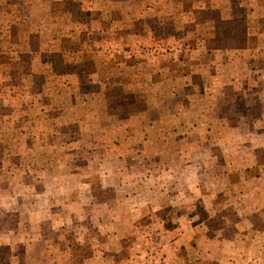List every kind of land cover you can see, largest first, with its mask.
Instances as JSON below:
<instances>
[{
  "label": "rangeland",
  "instance_id": "rangeland-1",
  "mask_svg": "<svg viewBox=\"0 0 264 264\" xmlns=\"http://www.w3.org/2000/svg\"><path fill=\"white\" fill-rule=\"evenodd\" d=\"M120 1L0 0V264H264V83L220 82L226 128L169 110L216 120L190 57L244 49V28L264 57V0L255 17L253 1ZM165 65L171 97L153 99Z\"/></svg>",
  "mask_w": 264,
  "mask_h": 264
},
{
  "label": "crops",
  "instance_id": "crops-1",
  "mask_svg": "<svg viewBox=\"0 0 264 264\" xmlns=\"http://www.w3.org/2000/svg\"><path fill=\"white\" fill-rule=\"evenodd\" d=\"M122 1L123 0L120 1L119 5H117V9H121ZM215 1H217V0H215ZM226 1L227 2L232 1L235 3L239 2V4L242 3V5L245 4V9H247L251 5V3H252L251 1H253L252 8H249V11H247L249 14H247V15L254 16V17L258 15L257 9H259L261 11V9L263 8V5H260L259 8L256 7L258 4L257 2L260 0H226ZM231 5H232L231 7L233 10H235V8L238 6L237 4H235V6H233V3ZM263 10H264V8H263ZM95 29L98 32L102 33L103 35H105L106 32L108 33L111 31L110 30L111 28H91V31L95 32ZM116 30H117V32H115L116 41L115 42H107V43H105V45H103V48L105 50H106V47H107V49H109L108 52H110L112 49H115V50L121 49L120 47H122V44H118L119 39H120L118 33L122 34L123 28H115V31ZM199 31L201 32V30H199ZM199 43L200 44L198 45L197 49H202V47H203L202 42L199 41ZM235 47H236L235 49H233V48H217V49H215V50H217V52L215 51L216 52L215 55L218 58L216 59V57L215 58L212 57V61L210 64L207 62L203 63L202 60H199V63H197L198 58H200V57H196L195 55L190 57V58H194L195 61L194 60L189 61V63L195 64L197 66L196 73H200L202 75V79H207V76L209 74L211 76V78L214 80V82L211 84L212 89L210 92L207 90L210 85L208 86L206 84V86L204 88L205 91L203 93H201L202 91L199 93H196V95L198 96L200 94L201 95L205 94V96L208 98L209 97L215 98L214 99L215 105L211 109V113L213 115H214V113L216 114V118H215L216 120L214 121L212 118L209 119L208 113L203 112L205 110L204 108L202 110H199V109H197L198 107H193L192 104L188 103L187 108H185L186 106H182V107H178L179 110H177V107L175 106V107L169 109V110H174V112L177 111L178 113H180V116L178 118L177 117L174 118V121L179 122L178 125H180L182 127H186V125H191L195 129H202V126H205L206 129H209V126L212 128H220L222 124L225 125L224 126L225 128L229 127L230 124L227 120H225L224 118L220 119L221 105H223V102H221V100H222V98L227 97V95H226L227 90H225V85L220 84V82L224 79H227L228 83L230 84V83H235L236 81H238V79H241L242 83L244 84L243 88H245L244 92H245L247 97L250 96V93L247 92L250 90L249 87L251 85L255 86L256 85L255 83H257V80L259 82H261L263 85V83H264V57L261 56L263 54L262 50L258 49V48L241 49V48H238L237 46H235ZM233 50H235L237 52V54L228 56V60H226V59L221 60V58L219 59V56L221 54L220 51H226L227 54H229L231 52L234 53ZM73 52H75V51H73ZM78 52L81 54V56L89 55V53H90L84 47V44L81 47V50H78ZM198 53L199 52H196L195 54L198 55ZM234 56H237V58H235L232 61ZM96 57H97L96 54L93 55V58H96ZM257 57H259V58H257ZM231 62L232 63L236 62L238 64H241L242 69L239 72H237L236 67H234V69L232 70L231 66H230ZM209 65H211L212 70L207 69V67H209ZM166 68L167 67L165 65V66H163V68H157V70H155L154 73H151L150 80L152 81L154 79L152 82L153 85H151V88H150L151 90L154 91L153 94L155 93V96L153 95V99H156L158 94L162 98L164 95H169L171 97V91H170V89H167L166 84L172 81V77L171 76H169V77L167 76L168 78L164 77L165 74L168 75L167 73H165ZM252 70L254 72L253 75H250L247 78V75L250 74V72ZM246 72H247V74H246ZM163 78H164L165 83L163 84V86H161L159 88L158 82H155V81H157L158 79H163ZM186 79L188 80V78H186ZM122 80L126 81L124 79H121L120 81L122 82ZM132 80L135 81L134 78H132ZM93 81H98V79L95 78V79H93ZM122 83H124V82H122ZM231 85H233V87H235L236 89H239L237 84H231ZM235 88L233 91L238 93L239 91L236 90ZM238 95H240V93H238ZM261 95L259 94V98L262 97ZM167 101H168V99H167ZM153 103H154V100H153ZM228 103H230V102H228ZM197 106H199V104H197ZM227 107L230 108V110L232 109L229 104H227ZM161 108L159 110H162ZM193 108H196V109L193 111ZM149 110H151L150 107H149ZM152 111H153V109L151 110V112ZM263 112H264V110L261 113H263ZM217 140L220 141L219 144L227 141V139H217ZM202 143H203V140L201 138H197V144H202ZM197 157H199L200 159H203V154H200ZM215 157L216 156H213V158H215ZM227 165H230V162H228ZM224 169L227 171H230L228 166H226Z\"/></svg>",
  "mask_w": 264,
  "mask_h": 264
},
{
  "label": "trees",
  "instance_id": "trees-1",
  "mask_svg": "<svg viewBox=\"0 0 264 264\" xmlns=\"http://www.w3.org/2000/svg\"><path fill=\"white\" fill-rule=\"evenodd\" d=\"M241 35H242V38H239L240 41H239V39H238V43H239L238 46H239V47H242V48H245V47H247L248 44H249V42H248L249 37H248V33H247V31H246V28H244V29L242 30V32H240L239 37H241Z\"/></svg>",
  "mask_w": 264,
  "mask_h": 264
}]
</instances>
